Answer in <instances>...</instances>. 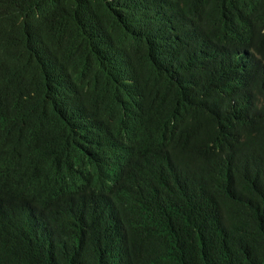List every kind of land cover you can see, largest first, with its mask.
I'll use <instances>...</instances> for the list:
<instances>
[{"label": "trees", "instance_id": "16d2710c", "mask_svg": "<svg viewBox=\"0 0 264 264\" xmlns=\"http://www.w3.org/2000/svg\"><path fill=\"white\" fill-rule=\"evenodd\" d=\"M0 264H264V0H0Z\"/></svg>", "mask_w": 264, "mask_h": 264}]
</instances>
